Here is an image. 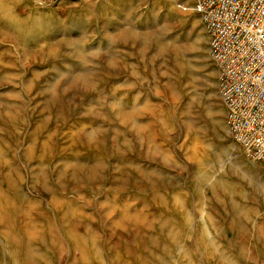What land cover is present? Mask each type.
Listing matches in <instances>:
<instances>
[{"label":"rangeland","instance_id":"374dc122","mask_svg":"<svg viewBox=\"0 0 264 264\" xmlns=\"http://www.w3.org/2000/svg\"><path fill=\"white\" fill-rule=\"evenodd\" d=\"M193 2L0 0L2 264H264V161Z\"/></svg>","mask_w":264,"mask_h":264},{"label":"built area","instance_id":"2783aa9c","mask_svg":"<svg viewBox=\"0 0 264 264\" xmlns=\"http://www.w3.org/2000/svg\"><path fill=\"white\" fill-rule=\"evenodd\" d=\"M234 136L264 161V0H197Z\"/></svg>","mask_w":264,"mask_h":264},{"label":"bare ground","instance_id":"6f19581e","mask_svg":"<svg viewBox=\"0 0 264 264\" xmlns=\"http://www.w3.org/2000/svg\"><path fill=\"white\" fill-rule=\"evenodd\" d=\"M194 2H193V5H194V10H197L196 9V6H197V0H193ZM201 18H202V15H201ZM202 20H203V18H202ZM206 29V28H205ZM206 32H207V30H206ZM207 35H208V32H207ZM209 52H210V48H209ZM216 66V65H215ZM216 69H217V71H218V68H217V66H216ZM219 72V71H218ZM219 93H220V88H219ZM227 108V107H226ZM4 214V215H2V217L0 218V219H5V217L7 218V220L10 222V225H11V227H16V218H14V217H11L10 216V212H8L7 211V208H6V206H1L0 207V214ZM5 216V217H4ZM185 222V221H184ZM187 222V221H186ZM185 222V223H186ZM207 232H209V230H207ZM8 243H11V247H12V245H16L17 246V240H13V241H11V240H8ZM189 244H191L192 245V243H189ZM204 243H197V247H201V248H204L205 246H206V249L205 250H207V251H209L208 249H207V246H209V245H206V244H204ZM12 247V248H10V256H9V259L11 260V264H31V257H32V255L34 254V251H33V249L31 248V247H29V246H23L22 247V249H18L17 247ZM211 246V245H210ZM180 253L182 254V256H181V258L184 260L185 258L187 259L188 257H189V255H188V253H186L185 251L183 252V251H180ZM203 254V253H202ZM202 254H200V255H202ZM139 260V259H138ZM140 262H141V260H139ZM157 261H159V262H163V261H161L160 259H158ZM229 261V259H227V258H225V260H224V264H227V262ZM182 263L183 264H195V262L194 261H192V258H189V259H187V262H183L182 261ZM181 262H180V264H182ZM0 264H2V262H0ZM167 264H168V262H167Z\"/></svg>","mask_w":264,"mask_h":264}]
</instances>
